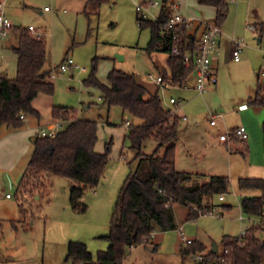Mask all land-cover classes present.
Instances as JSON below:
<instances>
[{
  "label": "rangeland",
  "instance_id": "374dc122",
  "mask_svg": "<svg viewBox=\"0 0 264 264\" xmlns=\"http://www.w3.org/2000/svg\"><path fill=\"white\" fill-rule=\"evenodd\" d=\"M141 1L104 0L95 3L88 0H5V15L12 22L13 28L10 35L0 38V74L8 77L16 74L17 56L11 47V40L15 39L16 42L14 27L32 25L41 31L47 48L45 68L50 69V73L54 75L50 77L54 85L51 99L55 104L73 107L78 117L97 120L95 150L105 152L107 146L109 150L108 162L100 182L94 188H88L82 198L86 205L83 212L74 210L70 205L71 181L67 177L52 176L44 180L43 187L30 196L16 193L14 185H0V197L9 194L20 212L15 220H1L0 264H70L65 260V255L71 240L84 242L94 258L99 250L108 246L104 235L109 231L114 203L129 172L128 161L135 155V151L128 147L125 121L129 119L131 123H136L138 119L123 113L118 105H112L108 109L100 98L98 88L85 86L83 79L95 67L97 78L107 83L108 72L115 67L133 72L150 91H154L156 84L147 78V74L151 72L156 75V65H165L167 54L160 51L149 54L146 51L151 33L148 27L139 28L137 23L135 2ZM157 1L161 3L162 0ZM226 1L227 11L220 24L221 29L226 35L243 40L241 61H225L221 51L215 62L217 83L203 94L196 90L184 94L183 90L175 86L159 90L165 108L176 109L177 113L182 109L188 118L180 122V140H190L185 131L193 126L195 128L192 129L197 131L190 132L191 140L200 139L206 131L213 133L217 130L216 127H210L208 112L222 114V117L217 116L216 119L223 129L224 123L227 126L244 125L249 136L250 126L256 130L261 142L263 139L264 109L251 106L249 95L252 96L261 82L256 72L262 62L264 32H251L247 25L256 26L264 22V0ZM180 2L181 0H176V4L180 5ZM192 2L204 13L203 16L198 14L194 18L203 17L213 21L216 16L214 6H200L194 0ZM160 5L150 8L154 15L158 14ZM258 35L262 36L260 42H257ZM67 57L72 58L78 67L61 72L58 65ZM169 96L180 102L169 105ZM240 103L249 105L248 111L237 112L236 108ZM87 105L89 108L86 109ZM157 146V141L147 139L143 142L141 151L151 155ZM215 149L205 151L204 158L197 160V165L203 170L216 169L217 174L228 175L230 184L227 193L213 195L209 201L205 197V201L215 207L219 216L201 214L196 219L187 220L183 209L178 206L174 209L177 227L156 234L153 239L157 244L156 249L152 250V242L147 245L137 244L132 251L127 250L122 264H182L180 247L186 246L182 242L183 236L202 243L205 246L203 253L211 249L214 243L220 252L223 237H237L242 230L254 223L242 211L240 199L259 195L261 191L240 190L238 178L248 175L247 172L264 176V167L250 171L238 164L228 169L229 153L225 149ZM164 150L165 147L162 146L158 154L162 155ZM236 152H232V155L236 156ZM237 153L241 155L239 151ZM232 161H235L234 157ZM130 164L134 168L136 160ZM212 164H215L214 168H209ZM257 233L264 238V230ZM196 262L194 254L185 258V264Z\"/></svg>",
  "mask_w": 264,
  "mask_h": 264
},
{
  "label": "trees",
  "instance_id": "16d2710c",
  "mask_svg": "<svg viewBox=\"0 0 264 264\" xmlns=\"http://www.w3.org/2000/svg\"><path fill=\"white\" fill-rule=\"evenodd\" d=\"M104 0H88L100 3ZM199 4L215 7L213 19L219 26L227 11L226 0H197ZM173 3L162 0L154 18L139 19V28L150 29V40L146 51L165 52L166 64L158 69L164 81L171 85H181L188 78L191 69L183 64L182 56L171 52L170 32L166 21L172 13ZM255 30L264 32V22L258 23ZM16 42L12 49L17 56L16 74L8 77L0 74V127L7 125L19 127L23 124L22 114H38L32 101L39 93L53 94L54 85L50 80V69L45 68L47 59L46 42L43 37L34 36L28 26H15ZM199 26L189 33L183 27V36L190 49L197 39ZM85 86L98 88L100 98L109 109L118 105L123 113L137 118L126 130L128 147L135 151L128 161L129 172L119 190L112 210L109 231L104 237L108 246L99 250L94 258L86 244L81 241H69L65 260L70 264H122L129 246L150 244L156 231H166L177 227L174 205L187 208L186 219L198 218L205 209L212 207L208 202L213 195L229 191V179L226 175L207 177L180 171L175 166V142L179 137L180 122L178 113L171 114L163 106L159 88L150 91L133 72L111 68L107 83L101 82L95 67L83 79ZM255 108L264 109L262 87L254 91L249 101ZM52 115L62 121L54 136L37 134L33 139V151L23 175L16 185V193L30 196L43 187L44 180L52 176L67 177L70 185V205L78 211L86 209L82 198L88 188H94L100 182L108 162V150H95L98 121L78 117L76 109L66 106H54ZM264 146V119L262 121ZM153 139L158 142L151 155L141 151L143 142ZM109 144V143H108ZM164 146L162 155L159 149ZM136 160L134 168L131 162ZM204 178L202 181L198 179ZM238 188L260 190L261 194L245 196L240 199L242 211L250 216L264 215V179L260 177H239ZM207 197V202L205 201ZM25 212V210H24ZM1 228V220H0ZM264 230L259 223H253L242 237H223L221 251L212 247L203 253L205 246L194 240L180 247L182 264L188 255L202 253L206 259L223 258L220 264H263L264 238L258 231ZM204 260V261H205ZM202 264V262H196Z\"/></svg>",
  "mask_w": 264,
  "mask_h": 264
},
{
  "label": "crops",
  "instance_id": "0c3cea01",
  "mask_svg": "<svg viewBox=\"0 0 264 264\" xmlns=\"http://www.w3.org/2000/svg\"><path fill=\"white\" fill-rule=\"evenodd\" d=\"M174 4V7H172V11H176L182 15H186L189 17H197L198 14L201 16L204 15L202 9L199 7H196L192 0H181L180 5L176 4V0H169ZM183 3V6L182 4ZM195 4H198L200 6H208L199 4L197 0H194ZM215 13V9H214ZM195 25L196 22L199 21L201 18H194ZM203 20H206L202 17ZM210 19V18H208ZM209 21V20H206ZM15 26V25H14ZM12 29H10L8 35H10ZM251 31V30H250ZM253 32V31H251ZM260 35L257 37V42L261 41ZM13 38V37H12ZM15 44V39L11 40V47ZM231 48V44L229 42V39L227 35L223 36L220 39L219 42V53L215 54V57L212 60V66L217 72L216 67V59H218L219 54L223 52L222 55H224L225 58V51ZM224 51H223V50ZM222 51V52H221ZM229 58L225 59V61H228ZM241 58H239L238 61L240 62ZM164 64H157L156 70L158 72V69L163 67ZM189 87L188 88H180L184 91V94L187 91L195 90L193 87V79L192 77L189 78ZM156 88H158L156 85H154ZM215 89V88H214ZM50 96V97H46ZM50 94L46 93H39L32 101L33 107L37 110L38 114H25L23 116V124L19 127H11L7 125H2L0 127V185H3L7 183L9 186L14 185L16 186L18 182L20 181L23 172L26 168V165L30 159L31 153L33 151V139L38 134V131L41 127L50 126L53 122L56 121V119L52 115V108L54 106H64L62 104H55L54 101L51 99ZM170 97V96H169ZM251 95H249V98ZM44 104V106H43ZM246 103H240L236 111L240 113H245L249 109V105H247L246 108H240L242 105H245ZM42 105V106H41ZM45 107V108H41ZM86 109L89 108V105L85 107ZM186 107H184L185 109ZM45 109V110H43ZM45 111V114H44ZM208 112V111H207ZM209 113V112H208ZM178 114L181 116L186 117L184 111L178 112ZM29 115V116H28ZM182 119V120H187ZM209 121V117H208ZM196 123V122H195ZM210 127H216L217 130L213 131V133H204V136H202L200 139L197 140H191L190 132H196V129L194 126L191 127L189 130L185 131V133H188L187 136L190 137L189 139L180 140L177 139L175 142V166L178 170L188 172V173H197L201 174L205 177L209 175H220L217 174L218 171L216 169H207L203 170L197 165V160H200V158H204L205 151L211 148H216L215 150H226L225 152L228 154V166L227 168H231L232 165H242L245 169L248 170H254L257 168H263L264 167V150H263V139L262 142L260 139H258V133L256 130H254L252 127L250 128V135L245 140H238V139H230L227 141H219L218 134L222 132L224 129L221 128V123L217 121L216 125H212L209 122ZM225 127H235L237 125L233 126H227L226 123H224ZM224 127V128H225ZM126 128V127H125ZM180 143V145H178ZM239 151V153H235L236 156L232 155V152ZM179 151V152H178ZM225 153V154H226ZM234 157L235 161H232V158ZM224 161V157H223ZM224 163V162H223ZM215 164H212L209 168H214ZM248 175L246 176H240V177H264L260 174H254L253 172H247ZM225 175V174H221ZM250 175H256V176H250ZM228 176V175H226ZM264 179V178H263ZM4 187V186H3ZM7 194V193H6ZM0 197V220L2 221H11L17 219V217L20 216L19 209L16 205V203L11 199V196ZM180 206L183 209L184 214H187V208L182 205H174V209L176 207ZM185 217V216H184ZM161 231H156L152 235V250L156 249L157 244L153 242L154 237L156 234H158ZM182 235V234H181ZM183 242V241H182ZM135 248V245L131 248H129V251H132Z\"/></svg>",
  "mask_w": 264,
  "mask_h": 264
},
{
  "label": "built area",
  "instance_id": "2783aa9c",
  "mask_svg": "<svg viewBox=\"0 0 264 264\" xmlns=\"http://www.w3.org/2000/svg\"><path fill=\"white\" fill-rule=\"evenodd\" d=\"M160 1H152V0H142L141 2H135V8L139 19L145 18H156L157 15H154L150 10L151 7L160 5ZM174 7V4L173 6ZM47 9V7H44ZM195 19L192 17H186L176 11H172L169 18L166 21V29L170 32L171 37V52L176 55L182 56L183 64L191 69V73L189 78L193 79V87L194 89L203 94L207 89L213 87L217 83V72L212 66V60L215 57V54L219 53V42L220 39L226 34L221 29L214 20L212 22L200 19L197 21L195 25ZM199 26V30L197 31V39L193 45V48L190 49L185 40V37H188L189 34L194 30L195 27ZM183 27L188 28L187 35L183 36ZM13 28L12 22L5 15V0H0V38H3L8 35L10 29ZM247 29L254 31V25H247ZM28 30L36 37H41V31L36 30L32 25H28ZM229 42L231 44V48L228 49V58L234 61H238L240 58L241 48L244 46V42L241 38L230 37L228 36ZM78 65L75 64L72 58L67 57L61 64L58 65V70L61 72H65L71 68H77ZM257 78L261 81L260 85L262 87V92L264 94V51L262 52V62L257 69ZM53 73H50V77H53ZM147 78L152 80L159 90H163V88L168 86H175L179 88H188L189 87V78L181 85H171L163 80L162 75L157 72V74L148 73ZM161 98V97H160ZM162 100V98H161ZM164 99L162 100V102ZM180 100H176L173 96L168 98L169 105H176ZM247 105H242L240 108H246ZM171 114H175L176 109L168 108ZM209 122L212 125H216L217 119L216 117H222V114H215L213 112H209ZM23 118V115H20ZM182 119H186L185 116ZM62 121L56 120L50 126L41 127L39 129V134L54 136L57 130L61 127ZM131 121L127 119L125 121L126 129L131 125ZM248 137L247 129L244 125H238L235 127H225L222 132L218 134L219 141H227L230 139H238L245 140ZM6 196H10L6 194ZM202 214H210L216 217L219 216L216 213L215 207L212 206L208 209H205ZM254 223H259L264 228V215L263 216H250ZM243 219L242 216L239 217ZM245 234V229L241 231L238 237H242ZM191 238H185L183 236L184 244H188L191 242ZM133 247V245L129 246V248ZM195 259L198 262H202V264H206L207 262L210 264H220L223 261V258L220 257L218 259H206L202 253L194 254ZM205 260V261H204Z\"/></svg>",
  "mask_w": 264,
  "mask_h": 264
},
{
  "label": "water",
  "instance_id": "95a60500",
  "mask_svg": "<svg viewBox=\"0 0 264 264\" xmlns=\"http://www.w3.org/2000/svg\"><path fill=\"white\" fill-rule=\"evenodd\" d=\"M118 56H119L120 58H122L120 54H118ZM227 58H228V50L225 51V59H227ZM212 249H213V251H217V245H216V243H214V244L212 245Z\"/></svg>",
  "mask_w": 264,
  "mask_h": 264
}]
</instances>
